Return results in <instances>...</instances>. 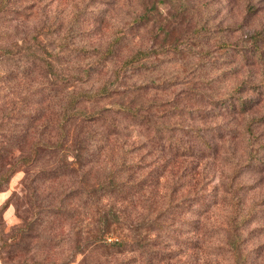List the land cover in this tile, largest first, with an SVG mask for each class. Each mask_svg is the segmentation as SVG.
<instances>
[{
  "label": "trees",
  "instance_id": "1",
  "mask_svg": "<svg viewBox=\"0 0 264 264\" xmlns=\"http://www.w3.org/2000/svg\"><path fill=\"white\" fill-rule=\"evenodd\" d=\"M28 4L0 0V23L32 17ZM122 38L121 33L114 35L102 49L84 45L67 49L64 40L57 50H48L35 34L0 45V190L23 170L29 205L20 210L16 204L21 222L7 233L2 230V264H180L185 262L182 254L188 255L189 264H200L197 234L202 228L197 219L212 200L200 192L198 183L191 184L195 171L185 159L215 152L208 129L219 124L203 126L197 120L220 111H244L250 98L236 93L242 86L237 84L220 95L204 93L203 100L191 105L182 95L186 91L175 89L184 80L164 75L160 81L158 75L140 79L146 62L161 52V47L151 45L121 58L109 70V82L88 86L84 77L113 60ZM254 47L262 58L258 46L249 48ZM66 55L92 57L79 66L84 77L68 71ZM159 85L170 87L171 96L137 97ZM107 97L111 100L103 107L89 110L85 105ZM163 102L167 107L158 112ZM130 126L142 139L127 138ZM173 163L175 170L165 171ZM163 174L170 179L162 185L161 202L146 203L147 208L139 210V199L147 190L155 194ZM183 184L188 185L186 192ZM10 203L11 195L0 211ZM182 211L191 217L183 218ZM252 212L248 210L243 219ZM118 228L134 236H119ZM240 239L232 228L228 241L232 264H246Z\"/></svg>",
  "mask_w": 264,
  "mask_h": 264
},
{
  "label": "rangeland",
  "instance_id": "2",
  "mask_svg": "<svg viewBox=\"0 0 264 264\" xmlns=\"http://www.w3.org/2000/svg\"><path fill=\"white\" fill-rule=\"evenodd\" d=\"M15 1L18 5L30 3L34 17L22 22L17 18L2 21L0 45L11 44L17 39L20 42L22 37L35 34L48 50L54 47L57 50L64 40H67V49L77 45L102 49L114 35H123V45L113 60L104 68L93 70L88 77H84L79 66L92 61V57L69 59L65 56L68 71L82 74L88 79V86L109 82L112 66L131 50L149 48L150 45L161 47V52L149 60L154 65L146 62L147 66L140 71V79L158 75L156 81L164 76L184 80L185 83L178 84L175 89H184L186 92L182 95L191 105L200 97L203 100L204 93L220 95L237 84L242 85L236 93L250 98L246 101L249 107L230 113L220 111L207 119L197 120L203 126L219 124L208 129L212 133L209 137L215 152L185 161L192 162L189 163L195 171L191 184L198 183L200 192L212 200L197 219L202 228L197 234L202 247L199 263L232 264L228 241L230 230L234 228L241 238L240 248L247 255L246 264H264V87L259 85L264 84V0ZM252 44L261 49L262 58L255 47L249 48ZM170 89H162L159 85L137 97L144 100L154 95L164 100L171 96ZM110 100L107 97L87 101L85 105L92 110L108 105ZM166 104L157 106L158 112L166 108ZM130 129L127 138L142 139L137 129L132 126ZM145 149H140L137 155ZM149 157L147 155L144 161ZM249 159L251 161L243 165ZM238 166L240 170H237ZM175 167L173 163L165 171L175 170ZM23 174V170H17L6 188L0 190L6 192L7 197L11 195L12 202L9 204L11 220L6 218L8 213L0 211V235L2 230L7 233L10 226L21 222L16 204L20 210L29 209L24 198ZM159 179L155 194L147 190L139 199L136 204L139 210L147 208L146 203L157 206L161 202L165 192L162 185L170 178L163 174ZM236 187L237 193L233 195L232 190ZM187 188L188 185L183 184L182 192ZM250 209L253 212L244 220ZM181 216L191 217L185 211ZM115 233L127 239L134 236L127 229L118 228ZM112 236L110 234V238ZM2 254L0 252V264ZM40 255L39 251L35 253L36 258ZM192 255L195 260L196 253ZM187 260L188 255L182 254L181 261L185 262L180 264H189Z\"/></svg>",
  "mask_w": 264,
  "mask_h": 264
},
{
  "label": "crops",
  "instance_id": "3",
  "mask_svg": "<svg viewBox=\"0 0 264 264\" xmlns=\"http://www.w3.org/2000/svg\"><path fill=\"white\" fill-rule=\"evenodd\" d=\"M6 198H7V193L4 192V191H0V204H1ZM4 212L8 213V216L5 215L6 218H7L8 220H9L10 218H12L11 215H10L11 207H10L9 205L5 208ZM10 220H11V219H10Z\"/></svg>",
  "mask_w": 264,
  "mask_h": 264
}]
</instances>
